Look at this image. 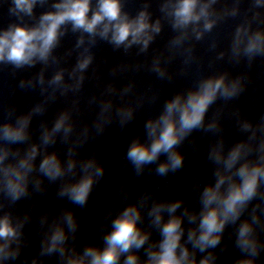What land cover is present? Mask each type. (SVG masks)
<instances>
[{
	"label": "clouds",
	"instance_id": "clouds-1",
	"mask_svg": "<svg viewBox=\"0 0 264 264\" xmlns=\"http://www.w3.org/2000/svg\"><path fill=\"white\" fill-rule=\"evenodd\" d=\"M46 2L9 0L8 15L13 19L6 26H0V65H10L16 71L37 64L45 67L55 64L58 61L53 53L61 38L69 29L80 33L76 48L83 50L68 73L75 84L65 83L63 68L48 81L53 92L61 89V94L78 91L82 86L83 74L94 60L91 48L97 38L114 49L123 48L128 52L138 46L143 53L162 29L159 18L152 21L147 4L135 16H130L122 0H54L51 10L36 18L35 8ZM217 2L163 0L160 12L178 33L170 41L171 47L182 46L190 35L189 30L196 40L211 32L217 23L213 18L216 15L213 6ZM235 2L236 6L228 13L233 17L239 11V0ZM251 6L262 8L264 0H251ZM260 15L254 12L252 20L237 26L231 46L236 63L246 58L251 64L256 57H264V27L252 26ZM86 36L88 46L83 47ZM152 70L161 78L166 75L158 61ZM243 80V77L229 79L227 73L208 76L200 79L194 88L168 99L159 115L145 121V139L134 138L127 147L125 158L135 175H143L151 165H155L154 172L160 177L182 169L185 158L178 151L179 146L194 131L220 132L216 119L205 121L209 108L218 99L227 102L239 97L245 90ZM36 84L42 92L46 91L43 69L35 83L21 80L19 87L34 88ZM111 108V101L102 104L99 122L94 125L97 136L112 122L106 116ZM44 112L41 105L22 113L12 107L7 111V118L0 120V264L16 261L28 246L24 229L30 217L13 214L11 209L17 202L33 193L43 194L47 180L48 184L59 182L58 198L83 208L105 175L104 166L94 156L78 158L76 149L87 142L88 129L83 130L82 139L70 143L74 124L68 111L60 113L50 128L41 125L39 141L32 142V120ZM116 116L123 128L133 119V110L117 108ZM238 127L248 134L245 139L227 150L222 139L209 147L207 159L214 166L213 180L195 186L198 208H190L182 199L162 200L150 192L129 203L122 190L124 204L115 214L111 211L106 214L108 223L99 229V244L78 248L79 221L72 209H64L47 224L37 256L24 264H43L40 259L43 257H56L58 264H217L215 250L229 227L235 236L234 247L241 253L234 264H258L264 252L261 239L264 233V116L256 125L238 120ZM57 138L70 144L63 159L58 152L48 151ZM47 221V216L41 218V228ZM154 233L158 239L153 238ZM220 250L223 252L226 247Z\"/></svg>",
	"mask_w": 264,
	"mask_h": 264
}]
</instances>
